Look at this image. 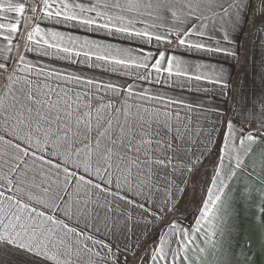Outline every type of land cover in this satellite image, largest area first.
<instances>
[{
  "label": "snow or ice",
  "instance_id": "1",
  "mask_svg": "<svg viewBox=\"0 0 264 264\" xmlns=\"http://www.w3.org/2000/svg\"><path fill=\"white\" fill-rule=\"evenodd\" d=\"M245 25L264 0H0V264H264Z\"/></svg>",
  "mask_w": 264,
  "mask_h": 264
},
{
  "label": "crops",
  "instance_id": "2",
  "mask_svg": "<svg viewBox=\"0 0 264 264\" xmlns=\"http://www.w3.org/2000/svg\"><path fill=\"white\" fill-rule=\"evenodd\" d=\"M251 29V31H250ZM245 31L250 32L247 42H246V52L248 56V62L243 65V67L237 65L236 67H230L231 61H226L224 63V67L227 70H230L233 74V80H236L237 74H239L241 82H246L248 86V91L251 93L253 90L256 91L257 95L264 93V85L261 83V76H264V31H262L259 35H257L255 29L252 28L251 25H245ZM241 38H243L241 36ZM217 60H224L223 57L214 58ZM210 89L211 85H207ZM185 96L188 100H196V101H205L209 106H219L221 110H227L232 106L231 100L225 103V98L222 97L218 91H210L207 97L205 96H189L185 93ZM210 171V169H209ZM195 182V181H194ZM196 192L195 196L198 197L200 184L196 182ZM191 195V196H190ZM194 193L189 187V191L185 196L184 202H182L181 207L183 208L185 204L189 208L192 205V197ZM241 208L243 205L241 204ZM256 210H253L251 215L247 218L244 217L243 212L241 213V238H243L244 229H246L249 225L253 226V234L258 237L259 235V227L254 224V220L256 218ZM191 219V217L189 218ZM257 264H260V258H257Z\"/></svg>",
  "mask_w": 264,
  "mask_h": 264
},
{
  "label": "rangeland",
  "instance_id": "3",
  "mask_svg": "<svg viewBox=\"0 0 264 264\" xmlns=\"http://www.w3.org/2000/svg\"><path fill=\"white\" fill-rule=\"evenodd\" d=\"M209 169H210V166H209ZM204 179V170H201V172L196 176L195 178V183L198 182L199 184L203 181ZM199 190V189H198ZM191 196V195H190ZM199 198V194H198V197L197 199ZM193 206V203L191 205V207Z\"/></svg>",
  "mask_w": 264,
  "mask_h": 264
}]
</instances>
